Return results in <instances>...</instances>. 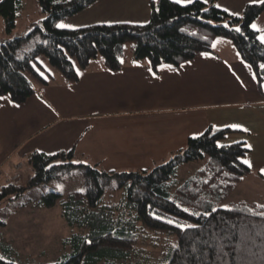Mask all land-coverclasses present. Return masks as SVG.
I'll return each mask as SVG.
<instances>
[{"label":"trees","instance_id":"1","mask_svg":"<svg viewBox=\"0 0 264 264\" xmlns=\"http://www.w3.org/2000/svg\"><path fill=\"white\" fill-rule=\"evenodd\" d=\"M94 1L37 0L45 16L32 20L25 33L0 42V96L23 102L38 86L54 80L55 75L39 62L40 55L72 82L98 56L110 69L120 68L127 59L146 60L155 72L176 68L200 52L212 51L217 37L232 42L238 56L252 67L259 87L264 81V43L251 26L264 0L247 4L241 15L202 0L186 4L155 0L145 23L56 27L59 20ZM22 7L23 0H0L6 33L16 26ZM230 131L209 126L150 169L104 170L97 163H76L73 149L53 154L33 151L28 159L32 175L26 184L1 186L0 202L79 166L84 169L85 190L66 194L49 190L27 201L46 207L59 201L65 221L80 229L62 241L71 251L53 264H264V206L244 200L218 205L251 172L242 159L248 150L245 144L223 142ZM204 158L201 168L177 182L181 164ZM111 179L117 182V199L106 192ZM0 224L5 221L0 219ZM154 234L166 237L158 257H140V243L147 237L156 240ZM3 243L7 258L0 256V264H16L13 246Z\"/></svg>","mask_w":264,"mask_h":264},{"label":"crops","instance_id":"2","mask_svg":"<svg viewBox=\"0 0 264 264\" xmlns=\"http://www.w3.org/2000/svg\"><path fill=\"white\" fill-rule=\"evenodd\" d=\"M152 1L95 0L57 24H141L149 20ZM202 1L241 15L247 4L262 0ZM20 13L10 33L0 16V42L25 33L32 20L45 16ZM252 25L261 41L264 8ZM209 126L232 129L223 142L248 148L242 159L251 163V172L233 189L249 182L264 190V81L259 87L229 39L217 37L212 51L158 72L146 60L132 59L110 69L98 56L75 81L57 73L23 102L0 96V187L24 183L23 174L33 173L28 161L33 151L73 149L76 163H97L104 170L150 169Z\"/></svg>","mask_w":264,"mask_h":264},{"label":"rangeland","instance_id":"3","mask_svg":"<svg viewBox=\"0 0 264 264\" xmlns=\"http://www.w3.org/2000/svg\"><path fill=\"white\" fill-rule=\"evenodd\" d=\"M23 11L27 15L36 14V16H39L40 9L37 0H23V7L20 12ZM19 19L17 17V21ZM129 47L130 43L127 42L125 45L127 53ZM38 59L48 72L56 76L58 71L49 65L44 55H40ZM44 73L49 78L48 73ZM205 161L206 159L204 158L181 164L177 171V182H183L196 170L201 168L205 164ZM83 171L84 169L79 166L73 167L65 173L66 175L60 178H53L47 182L29 187L19 197L0 202V219L5 221V224H0L1 257L7 258V251L4 249L3 241L13 246L14 253L12 256L16 264H53L61 259L64 253L71 251L70 245H63L62 241L80 229L70 226L65 221L61 214L60 202L57 201L54 205L46 207L34 201H27L38 199L49 190L62 194L74 190H85L86 183ZM26 174H23V184H26L32 173L28 177ZM17 176L18 174L15 177ZM116 185L115 179L109 180L106 184L107 194H113L115 199L120 196L119 191L115 189ZM238 200L264 206V190L248 182L238 188L232 189L218 205L225 207ZM22 201L26 203L21 207H16ZM149 233L152 232L149 231ZM155 236L156 240L147 237L143 243H140V257H142L141 255H145L150 260L158 257L161 245L166 237L164 234H157Z\"/></svg>","mask_w":264,"mask_h":264},{"label":"snow or ice","instance_id":"4","mask_svg":"<svg viewBox=\"0 0 264 264\" xmlns=\"http://www.w3.org/2000/svg\"><path fill=\"white\" fill-rule=\"evenodd\" d=\"M175 2L176 3H181L182 0H175ZM188 2H191V0H188ZM56 27L60 28V29H64V28H70L72 26L66 25V24H63V23H59V24L56 25ZM252 27L255 28L256 26L252 25ZM236 31H240V29L237 28ZM260 39H261V42H264V36H262ZM262 67H264V66H262ZM231 127H233V128H242L241 125H231ZM242 130L247 131V129H242ZM244 163L248 164V166L251 167V163L249 161H244ZM169 223H171V221H169Z\"/></svg>","mask_w":264,"mask_h":264}]
</instances>
